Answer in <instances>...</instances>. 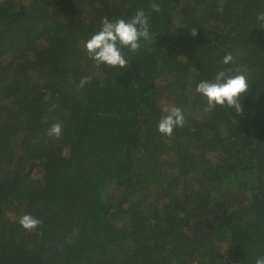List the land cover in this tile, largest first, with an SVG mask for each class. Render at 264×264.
Instances as JSON below:
<instances>
[{"label":"trees","instance_id":"1","mask_svg":"<svg viewBox=\"0 0 264 264\" xmlns=\"http://www.w3.org/2000/svg\"><path fill=\"white\" fill-rule=\"evenodd\" d=\"M139 9L152 39L122 48L125 68H97L85 40ZM259 12L264 0H0V264L264 257ZM225 69L247 77L241 113L205 111L195 91ZM162 99L185 117L171 136L158 131ZM26 213L37 229L18 223Z\"/></svg>","mask_w":264,"mask_h":264},{"label":"clouds","instance_id":"2","mask_svg":"<svg viewBox=\"0 0 264 264\" xmlns=\"http://www.w3.org/2000/svg\"><path fill=\"white\" fill-rule=\"evenodd\" d=\"M154 12L160 11V5L151 4ZM256 20L264 26V12L257 13ZM191 35H197V29H191ZM143 39L148 42L152 39L150 35L149 15L143 9H139L128 20L116 18L111 20L103 17L100 22V28L84 42V48L88 56L94 61L95 66L99 68L101 64L109 67L125 68L129 61L125 58L122 48H127L130 52H137L140 47V41ZM234 58L231 53L226 54L222 63L228 65ZM231 69L219 71L213 80H201L195 91L202 95L207 101L205 111H210L215 106H226L234 109L237 113L243 112L241 97L248 92L247 77L243 73L237 72L232 75ZM92 76L82 77L78 87L82 88L90 82ZM163 111L166 115L162 116L158 123V131L166 136H171L175 127L183 126L185 117L179 107H165ZM62 124L55 122L51 124L47 131L49 137L59 138L62 134ZM18 223L27 231L37 229L42 221L30 213L19 217ZM254 264H264V257H257Z\"/></svg>","mask_w":264,"mask_h":264},{"label":"rangeland","instance_id":"3","mask_svg":"<svg viewBox=\"0 0 264 264\" xmlns=\"http://www.w3.org/2000/svg\"><path fill=\"white\" fill-rule=\"evenodd\" d=\"M167 101H169V100L162 99L161 102L164 103L166 107L169 106L168 108L174 107V104H172V103H168Z\"/></svg>","mask_w":264,"mask_h":264}]
</instances>
